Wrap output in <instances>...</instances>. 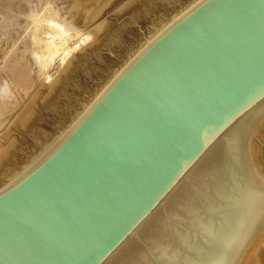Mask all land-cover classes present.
I'll use <instances>...</instances> for the list:
<instances>
[{
    "label": "water",
    "instance_id": "95a60500",
    "mask_svg": "<svg viewBox=\"0 0 264 264\" xmlns=\"http://www.w3.org/2000/svg\"><path fill=\"white\" fill-rule=\"evenodd\" d=\"M263 120L264 0H192L0 185V264H230Z\"/></svg>",
    "mask_w": 264,
    "mask_h": 264
},
{
    "label": "rangeland",
    "instance_id": "374dc122",
    "mask_svg": "<svg viewBox=\"0 0 264 264\" xmlns=\"http://www.w3.org/2000/svg\"><path fill=\"white\" fill-rule=\"evenodd\" d=\"M33 1L36 2V0ZM37 1V4L28 9L29 13L37 12L33 17L34 21L36 19L35 22L37 25L35 23V26H33L34 22L31 16H33L34 13L30 16L26 10V16H29L28 20V17L26 18L24 14H20L24 16V19L23 17L20 18L17 16L18 13H23L22 9H25L29 5L26 0L21 1L25 4H22L20 0H18L20 4H14L17 0H0V6L4 5L9 8L6 11L7 8L5 9L4 6H2L3 8L0 7L2 8L0 9V18H2L0 22L3 23H0V35L2 34L0 36V71L2 73L0 72V74L3 75L4 72L3 77L6 76L8 80L9 75L7 76V74H10V82H7V78L5 79V77L3 78L2 75H0V78L2 77L1 80L8 83L4 84V93L1 94H4L5 100L3 96H0L2 98L0 99V112L2 109L4 110V108L8 110L12 107L11 109L15 111V114H18L19 108L21 110L27 103H31V112L23 125H21L22 122L16 124L12 121L14 120L13 118H15V114L11 109L8 110L10 114L4 110L5 116L2 114L4 112L0 115V121L3 119V123H0V132L3 128L9 126L10 121H12L11 129H9L10 131L8 134L9 137L7 139L13 140V147L0 164V185L22 170L28 163L37 157L46 146L54 141L71 124L84 106L112 74L143 44L145 39L150 37L162 26V24L168 21L192 0H103L104 2L97 4V10L89 17L87 14L91 7L88 8L89 6L83 4L81 0H75L77 5L80 4L75 16L71 15L72 12L70 9L73 5L70 0H59V3L57 2L58 0H50L51 2L47 0ZM9 2L15 7L11 6ZM54 2L55 4H53ZM6 3L7 5H5ZM55 5L57 8H55ZM92 6L94 7V5ZM16 7L17 10L20 9L22 11H17ZM12 9L15 10L16 13L12 12ZM3 10L4 13L6 12L8 14L7 18L9 16H14V14L18 17H16V22L13 17L11 18L15 23L11 21L13 26L9 23L10 21L8 22V20L11 19L7 20V18H3L5 17L3 15L4 13H2ZM55 10L56 20L63 23L65 28L68 29H65L63 39H61L60 36H56L54 43L57 44V50L50 57V55L45 52L43 45L51 34H47V32H50V30L53 31V28L48 25L47 18L45 21L42 15L46 17L47 11L48 14H51V12ZM87 18L89 19L87 20ZM5 20L8 23L5 22ZM17 20L18 23L20 22V25L17 23ZM4 23L6 26H3L4 29L1 30V26L4 25ZM16 24H18V26ZM8 28H10V30ZM4 30L5 33H2ZM28 40L30 42L32 40V44ZM22 41H26V43L24 42L23 44L26 45V48L29 44L32 46H30L32 50L28 47L27 60H29V58L36 59L37 57L36 61L38 60L44 65L38 62L36 63V61L32 59L31 61L34 63L27 61L29 62L28 64L32 66L29 68L30 65L27 66L28 64H26L29 68V70L28 68L25 69L27 74L21 71L24 74L21 75V73H16L14 71L15 74L12 72L13 70H10L12 68L9 67H7L8 72L10 70L9 73L6 72V67L3 69L4 71H2L1 67L8 61L9 55L10 57L12 56L11 52L14 53L13 50H15L18 45L20 46ZM32 52L33 55L35 53L36 56L30 57L32 56ZM62 56H64L63 59H61ZM26 66L24 68H26ZM24 68L22 69L24 70ZM28 71L30 72L26 79L25 76L28 75ZM15 75L16 78L18 77L17 79ZM19 75H21L20 79H22V81L20 80L18 82ZM11 76H13V78H11ZM22 76L25 77L26 81L23 80L24 78H22ZM11 79H16L17 81H15L20 84L19 91L17 90L19 85L13 82L14 85L17 86L15 88ZM30 80L32 83L30 91H22V87L23 89H27L26 86ZM6 84L9 85L8 87L10 89L5 86ZM51 86L52 88H50ZM18 96L21 97L23 101H21ZM15 98L18 102L15 101ZM6 99L10 101L8 102ZM3 101L4 104H2ZM18 104L21 105L19 106ZM15 108L18 109L15 110ZM7 113L8 115H6ZM12 124L14 126H12ZM249 148L261 183V190L264 191V120L249 144ZM262 209L261 211L263 212H261V217L254 226L255 229H252L254 232L251 231L248 235V238L245 240L246 242H244L241 250L237 254L238 256H236L235 261H233L234 264H251L250 261L256 256V253L263 257L262 247L264 242L255 241L256 244L255 242L253 243L256 246L257 243H259L258 246L260 247H254L252 244L254 239L258 238V232L262 231L264 228V210ZM251 245L254 249L251 248ZM256 248L257 250L259 249L258 252ZM250 249H252L253 252H251V250L249 255L252 254L251 256H253V253L255 254L252 258L249 257L248 259L246 256H248L247 253ZM262 263L264 264L263 260L258 264Z\"/></svg>",
    "mask_w": 264,
    "mask_h": 264
},
{
    "label": "bare ground",
    "instance_id": "6f19581e",
    "mask_svg": "<svg viewBox=\"0 0 264 264\" xmlns=\"http://www.w3.org/2000/svg\"><path fill=\"white\" fill-rule=\"evenodd\" d=\"M7 1V0H6ZM12 1V0H11ZM14 1V0H13ZM22 0H20V2H21ZM30 3H29V2ZM26 0V2L29 4L25 9L23 8H21L22 10H20V9H18V10H20V11H22L23 13H18L17 14V16L18 17H20V18H22L23 17V19H24V16H22L23 14L25 15V17L27 18V20L29 19V16H26V10H27V12L29 13V10L28 9H30L33 5H35V4H37L38 3V1L36 0V2L35 1H33V0ZM47 1H50V0H47ZM57 1V0H56ZM55 1V2H56ZM62 1V0H61ZM82 1V3L83 4H85V5H88L89 7L88 8H90L91 7V9L89 10V12H88V17L89 16H91V14L94 12V11H96L97 10V4H100V3H102V2H104L103 0H81ZM2 2H4V1H2ZM20 2H18V0H17V2H15L14 4H20ZM51 2V1H50ZM55 2L53 3V4H55ZM58 3H59V0L57 1ZM56 2V3H57ZM70 2H71V4L73 5V7L70 9V11L72 12V16H75V13H76V11H78V6L80 7V4L79 5H77V3L75 2V0H70ZM22 3V2H21ZM26 3V4H27ZM9 4H11V2H9ZM22 4H25V3H22ZM52 4V5H53ZM5 5H7V3L5 4ZM51 5V6H52ZM57 5V4H56ZM55 5V8H57V6ZM92 5H94V7L92 6ZM2 6H4V5H2ZM2 6H0V7H2ZM11 6H14V5H12L11 4ZM17 6V5H16ZM50 6V7H51ZM5 7V9L7 8L6 6H4ZM9 7V6H8ZM15 7V6H14ZM21 7V6H20ZM19 7V8H20ZM3 8V7H2ZM2 8H0V9H2ZM53 8V7H52ZM4 9V10H5ZM9 8H7L6 9V11L8 10ZM14 9V8H13ZM12 9V10H13ZM4 10L2 11V13H4ZM11 10V9H10ZM16 10H17V7H16ZM17 10V11H18ZM51 10V9H50ZM10 12V11H9ZM12 12H14V13H16V11L15 10H13ZM55 12H56V10L55 11H52L51 12V14H48V11H47V16L45 17L44 15H42L44 18H45V21H46V18H47V22H48V25H50L52 28H53V31L52 30H50V32H47V34H49V33H51L50 35H49V38L48 39H46V42L44 43V45H43V47H44V49H45V52L47 53V54H49L50 55V57L55 53V51L57 50V44L56 43H54L55 42V39H56V36H60L61 37V39H63V35L65 34V29H68V28H65V25L63 24V23H60L58 20H56V15H55ZM11 13V12H10ZM34 12H30L29 13V15L31 16L32 14H33ZM37 13V12H36ZM36 13H34L33 14V16H31L32 18L34 17V15L36 14ZM57 13H58V11H57ZM56 13V14H57ZM6 14V15H5ZM20 14H22V15H20ZM5 17H3L4 19L5 18H7V13L5 12L4 14H3ZM0 16H1V13H0ZM15 16V17H14ZM14 16H12L13 18H14V20H15V22H16V14H14ZM11 16H9L8 18H7V20L8 19H11L12 18ZM17 17V18H18ZM30 17V18H31ZM26 18H25V20H26ZM31 18V19H32ZM37 18V17H36ZM43 18V19H44ZM1 20L0 21H2V18H0ZM22 19V20H23ZM31 19H30V22H31ZM40 19V18H39ZM89 18H87V20H88ZM37 20H38V18H37ZM10 21V22H9ZM11 21H12V23H14L13 22V20L11 19V20H8V22L9 23H11ZM32 21L34 22V24H33V26H35V21H36V19H35V21H34V18L32 19ZM41 21H42V19H41ZM5 22H7L6 20H5ZM7 22V23H8ZM27 22H29V21H27ZM1 23V22H0ZM6 23V24H7ZM11 23V24H12ZM17 23H18V20H17ZM20 23V22H19ZM18 23V24H19ZM64 23H65V21H64ZM1 24H3V23H1ZM0 24V25H1ZM15 24V23H14ZM18 24H16L17 26H18ZM66 24V23H65ZM8 25V24H7ZM10 25V24H9ZM20 25V24H19ZM36 25H37V23H36ZM3 26L5 27L6 25H5V23H4V25H2L1 26V30H3L4 28H3ZM12 26H13V24H12ZM9 27V26H8ZM7 28V27H6ZM11 28V27H10ZM10 28H8L9 30H10ZM13 28V27H12ZM33 29H34V27H33ZM8 30V31H9ZM11 30H13V29H11ZM32 30V29H31ZM7 31V32H8ZM32 32V31H31ZM30 32V33H31ZM2 33H5V30H4V32H2ZM2 35V34H1ZM0 35V36H1ZM39 35H41V34H39ZM46 36V35H45ZM30 39H31V36H30ZM29 41V40H28ZM25 43H26V41H24ZM24 42L22 41L21 42V44H20V46L18 45V47H16V49L15 50H13V52L14 53H12L11 52V57H10V55H9V57H8V61L3 65V67H1L2 68V71H4L3 69H5V67H6V72L7 73H9L10 72V70L12 71V72H16V73H21V75H24L25 73L27 74V71L25 72V69H27L28 67L27 66H29L30 64H28L29 62H31V63H34V62H32L31 60L32 59H34V61H36V59H37V57H36V59L35 58H32V59H30L29 58V60H27V58H28V47H30L31 46V42H32V40H31V44H29L28 42V44H29V46H28V44H27V48H26V45H23L24 44ZM60 44V43H59ZM58 44V45H59ZM34 45V44H33ZM39 46V45H38ZM32 47V46H31ZM31 47H30V50H32L31 49ZM40 48V47H39ZM34 50V49H33ZM37 50V49H36ZM31 52V51H30ZM29 52V53H30ZM35 52V51H34ZM33 56H36L35 55V53H34V55H33V52H32V56H30V57H33ZM64 58V56H62V58L61 59H63ZM27 61H29V62H27ZM39 63V64H43V63H40L38 60L36 61V63ZM48 62V61H47ZM26 64H28L27 66H26ZM44 65V64H43ZM26 66V68H24ZM7 67H9V68H12V69H10L9 70V72H8V69H7ZM30 67H32L31 65L29 66V68ZM14 68V69H13ZM22 68H24V70L22 69ZM29 68H28V70H29ZM21 69V70H20ZM21 71H23V73L21 72ZM1 72V71H0ZM14 72V73H15ZM29 72L30 71H28V75H26L25 77H26V79L28 78V76H29ZM2 73V72H1ZM14 73H12V74H14ZM15 73V74H16ZM0 75H2V74H0ZM3 75H4V72H3ZM3 75H2V77H3ZM9 75V76H8ZM21 75H19L20 77H19V79H18V82L21 80L22 81V79H20L21 78ZM7 76L9 77V80H10V74H7ZM1 77V78H2ZM5 77V79L7 78L6 76H4ZM3 77V78H4ZM25 77L24 76H22V78H24L23 80H25L26 81V79H25ZM1 78H0V80H1ZM11 78H13V76H11ZM15 78H16V75H15ZM18 78V77H17ZM16 78V79H17ZM4 79V80H5ZM15 79V80H16ZM6 80H8V78L6 79ZM7 81V82H10V81ZM12 80V79H11ZM15 80H12V84L14 85V83L13 82H16ZM7 82H5V81H0V96H3L4 97V94L3 95H1L2 93H4L3 92V90H4V84L5 83H7ZM17 83V82H16ZM8 84V83H7ZM5 85V86H9V85ZM32 83H31V80L29 81V83L27 84V89H23V87H22V91H30V87L32 86L31 85ZM17 85H19V87L17 88V90L19 91L20 90V84H18L17 83ZM11 86V85H10ZM22 86V85H21ZM14 87L16 88L17 86L16 85H14ZM9 88V87H8ZM13 88V87H12ZM50 88H52V86L50 87ZM6 89V88H5ZM10 89V88H9ZM8 89V90H9ZM16 90V91H17ZM15 91V90H14ZM21 92V91H20ZM30 93V92H29ZM26 94H28V93H26ZM20 96V95H19ZM18 96V97H19ZM25 96V95H24ZM8 97V96H7ZM12 97V96H11ZM10 97V98H11ZM9 98V99H10ZM13 98V97H12ZM0 99H2L1 97H0ZM4 100H5V97L3 98ZM9 99H6L8 102L10 101ZM19 99H21V101H23L22 100V98L21 97H19ZM25 99V98H24ZM35 99V98H34ZM13 100V99H12ZM11 100V101H12ZM26 100V99H25ZM29 100V99H28ZM30 100H31V98H30ZM15 101H16V98H15ZM15 101H14V103H15ZM8 102H7V104H8ZM16 102H18V101H16ZM28 102V101H27ZM6 103V102H5ZM13 103V102H12ZM33 103V102H32ZM2 104H4V101L2 102ZM25 104V103H24ZM11 105H13V104H11ZM19 105V104H18ZM21 105V104H20ZM19 105V106H20ZM1 106H3V105H1ZM4 106H6V105H4ZM17 106V105H16ZM22 107V106H21ZM30 107H31V103L30 104H28L27 103V105H25L24 106V108H21V110H20V108H19V112H18V114L16 115L15 114V111L13 110V109H11L12 107H8L9 109H11V110H13L14 111V114H15V118H13L14 120H12V121H14L16 124H18V123H21L22 122V124L21 125H23V124H25V121H26V118L29 116V114H30ZM8 109V110H9ZM18 109V108H17ZM16 108H15V110H17ZM0 110H1V107H0ZM4 110H6L8 113H9V111L7 110V108H4ZM4 110L2 109V111L0 112V115H2L3 114V116H5L4 114H5V112H4ZM2 112H4V113H2ZM2 113V114H1ZM8 113L6 114V115H8ZM10 114V113H9ZM11 116V115H10ZM0 119H1V117H0ZM3 120V119H2ZM0 121V123L2 122L3 123V121ZM7 120V119H6ZM5 121V120H4ZM12 121H10V127L9 126H6L5 128H3V130L0 132V164L3 162V160H4V158L8 155V153L10 152V149L13 147V140H8L7 138L9 137V129H11V123H12ZM6 122V121H5ZM7 122H9V121H7ZM9 124V123H8ZM2 125V124H1ZM4 126V125H3ZM12 126H14L13 124H12ZM23 127V126H22ZM1 130V129H0ZM47 147V146H46ZM264 199H263V197H262V195H261V207L263 208H261L262 210H264ZM261 212H263V211H261ZM255 229V228H254ZM252 232H254V231H252ZM251 233V232H250ZM248 238V237H247ZM262 238V239H261ZM260 239V240H259ZM249 240V239H248ZM257 242V241H260L261 243L262 242H264V228L262 229V231H260V232H258V238H255L254 239V241L252 242V244L254 243V242ZM246 242V241H245ZM256 242H255V244H256ZM260 243V244H261ZM244 244V243H243ZM255 244H253L254 245V247H257L258 245H259V243H257V246L255 245ZM243 246V245H242ZM241 246V247H242ZM261 246H262V244H261ZM254 247H252V245H251V248L252 249H254ZM258 247H260V246H258ZM252 249H250L249 251H248V256H246L248 259H249V257H253L254 256V254L255 253H253V256H251V255H249V253H250V251L252 250ZM241 250V248L239 249V251ZM256 250H257V248H256ZM259 250V249H258ZM258 250H257V252H258ZM239 251H238V253H239ZM262 253H263V257L261 256V255H257V253H256V256L255 257H253L252 258V261H250L251 262V264H258V263H261L262 262V260H263V262H264V243H263V247H262ZM251 252H253V250L251 251ZM256 252V251H255ZM237 253V254H238ZM236 254V256H238ZM236 256L234 257V259L232 260V262L230 263V264H234V262L233 261H235V258H236ZM263 264V263H262Z\"/></svg>",
    "mask_w": 264,
    "mask_h": 264
}]
</instances>
